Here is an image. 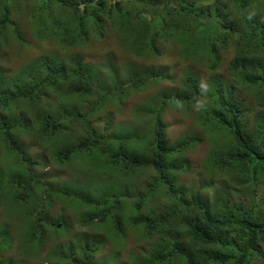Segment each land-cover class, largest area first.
<instances>
[{
    "label": "trees",
    "instance_id": "obj_1",
    "mask_svg": "<svg viewBox=\"0 0 264 264\" xmlns=\"http://www.w3.org/2000/svg\"><path fill=\"white\" fill-rule=\"evenodd\" d=\"M125 1L0 0V46L6 41L10 25L16 36L24 40L13 17L24 18L25 13L31 16L30 28L36 39H49L62 49L78 48L93 36L103 37L106 21L120 26L132 21L126 35L135 55L159 57L160 44L172 41L185 48L194 47L203 59L219 62L221 53L229 49L235 53L232 74L235 76L238 69L237 77L243 85L264 90V0H132L137 6L132 13L122 8ZM23 3L28 7L24 9ZM64 59L47 54L11 75L0 68V148L19 161L17 170L10 174L0 171V187H9L10 198L19 196L25 206L34 199L37 189L44 193L45 200L50 193L46 182L36 174L40 161H30L25 155L21 133H30L35 126V137L42 141L59 136L63 121H69L79 125L84 137L70 148L52 151L56 162L98 153L108 159L106 167L111 176L116 171L132 179L140 171L153 170L146 189L133 195L130 189L96 200L70 195L93 209L102 207L83 225L85 228L111 225V238L121 241L125 228L130 227L141 240L151 242L142 257L113 264H253L262 254L264 243V189H257L264 175V110L255 115L256 128L251 130L248 112L216 75L210 78L209 95L204 94L197 77L187 75L181 91L157 97L160 102L152 113L153 136L149 143L133 150L134 137L102 136L90 128L89 118L98 114L108 99L168 81L166 71L133 70L125 83L116 81L111 89L102 91L90 64L75 55ZM27 71L30 75L25 77ZM67 82L74 92L65 93L88 100L86 110L65 111L59 118L39 114L33 125L6 116L5 111L13 109L14 104H40L45 93H59ZM201 98L213 103L212 109L200 116L205 130H225L231 136L228 146L210 160L219 172L235 174L237 186L249 193L246 204L232 202L227 188L217 189L209 201L200 195V190L178 182L179 174L191 170L185 153L195 148L199 140L187 138L169 143L161 113L169 106L189 109ZM127 204L132 208H127ZM145 209L147 214L142 211ZM41 213L42 207L32 216L30 230L35 241L43 238L44 225L61 228L42 218ZM103 248L101 237L79 235L66 248L60 247L49 258L57 262L50 264H112L99 260Z\"/></svg>",
    "mask_w": 264,
    "mask_h": 264
},
{
    "label": "rangeland",
    "instance_id": "obj_2",
    "mask_svg": "<svg viewBox=\"0 0 264 264\" xmlns=\"http://www.w3.org/2000/svg\"><path fill=\"white\" fill-rule=\"evenodd\" d=\"M27 3H23L25 9ZM122 8L130 13L137 8L132 0H126ZM264 10V7H263ZM121 12V11H120ZM119 12V13H120ZM264 13V11H262ZM25 13V12H24ZM118 13V14H119ZM123 13V12H121ZM116 14V15H118ZM24 18L13 17L24 38L21 41L14 32L12 25L8 26L3 44L0 46V68L7 74H14L23 66L30 65L37 58L54 54L59 60H65L71 55L78 56L82 62L90 64L97 75L99 89L107 91L116 81L125 83L133 70L145 71L152 68L164 69L169 80H163L147 90L141 92L123 93L108 99L103 108L89 118L90 128L96 132L113 134L123 137H134L131 145L133 150L149 143L153 136L155 105L160 102L157 97L165 93H174L182 90V83L187 75L198 78L204 94L211 91L209 84L211 76L218 77L227 85V90L248 112L247 121L249 129L256 128L255 115L264 110V90L249 85H243L236 75L232 74V58L235 53L224 50L219 62L200 57V52L194 47L185 48L172 41L160 44L162 55H135L129 48L130 39L127 38L132 21L122 26L112 21H106V30L103 37L93 36L78 48L62 49L55 42L46 39H36L30 28L31 16L25 13ZM115 15V16H116ZM114 16V17H115ZM131 20V19H130ZM25 77L30 75L27 71ZM70 82L59 93L48 92L43 95L40 104L30 105L26 102L13 105V109L6 112V116L21 123H35L34 117L41 114H52L54 118L67 113L86 110L88 100H78L65 91L74 92ZM66 101V103H63ZM213 103L204 98L189 109L167 107L161 113V120L166 127V137L169 143L181 142L187 138L199 140V144L185 153L191 164L188 173L179 174L178 182L195 190L209 201L213 200L217 189L227 188L232 202L246 204L250 199L249 193L243 187L237 186L235 174L219 172L211 162L210 157L220 153V149L228 146L231 136L225 130L208 129L202 125L200 116L206 109L211 110ZM202 114V117H203ZM33 131L21 133V146L25 147L27 158L40 161L36 170L37 176L42 177L49 187V197L45 200L44 193L37 189L34 199L29 200L25 206L19 196L10 198L9 187H0V264H50L57 260L54 257L60 247L66 248L79 235L101 237L104 248L100 251L99 260L106 263H130L132 259L142 257L149 249L151 242L141 240L136 230L128 227L123 232L120 241L111 238V225L101 227L90 226L85 228L92 215L100 212V208L93 209L84 202L73 198L72 194L84 197H93L96 200L113 192H126L127 189L138 193L146 189L153 175V170L140 171L132 179L124 174L114 172L113 176L107 171L108 159L100 157L98 153L92 155H79L70 158L66 163H58L52 157V151L67 149L76 145L84 137L83 130L78 124L63 121L59 136L39 141ZM0 171L10 174L17 170V158L7 156L6 150L0 148ZM20 165V164H19ZM19 172L22 173L21 165ZM231 187V189H230ZM257 189H264V175L258 182ZM20 194V193H19ZM161 203L164 202L161 198ZM248 205V204H247ZM42 207V218L49 223L61 225L55 229L44 225V236L40 240L31 237L32 216ZM127 208L132 205L127 204ZM148 213L147 209L142 210ZM128 215L129 213H125ZM85 225V226H83ZM54 229L57 232H54ZM253 264H264V243L262 254L254 259Z\"/></svg>",
    "mask_w": 264,
    "mask_h": 264
}]
</instances>
